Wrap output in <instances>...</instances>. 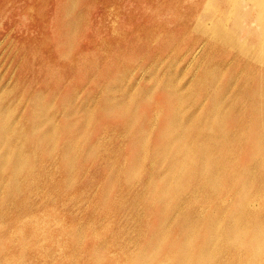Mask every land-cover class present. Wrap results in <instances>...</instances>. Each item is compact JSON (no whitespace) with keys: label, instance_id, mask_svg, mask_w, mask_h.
Instances as JSON below:
<instances>
[{"label":"rangeland","instance_id":"374dc122","mask_svg":"<svg viewBox=\"0 0 264 264\" xmlns=\"http://www.w3.org/2000/svg\"><path fill=\"white\" fill-rule=\"evenodd\" d=\"M171 104L218 135L195 194L156 152ZM262 107L264 0H0V264H179L184 225L181 264H264Z\"/></svg>","mask_w":264,"mask_h":264},{"label":"bare ground","instance_id":"6f19581e","mask_svg":"<svg viewBox=\"0 0 264 264\" xmlns=\"http://www.w3.org/2000/svg\"><path fill=\"white\" fill-rule=\"evenodd\" d=\"M193 57H194V54H193ZM190 60H193V59H190ZM170 112L174 113V116L169 121V125H166L165 129L168 128L172 131H175L176 133H174L172 136L168 137V139H166L164 141V143H162L161 145L159 143V146L157 147L158 150H156V152L157 153L161 152L164 156L163 159L167 160V164H166L167 171L169 172V177H172L171 181H169V182L170 183L175 182V184H179L182 181V179H181L182 177H180L181 175H183V174L186 176L190 175V176H188V177H190L188 184H186L184 187V189L186 190L184 193L189 194V193L194 192V194H195V193H197V191L202 190V186H204V184H202L203 181H205V180L210 181V179L214 176L213 171H216V170L215 169L212 170V168L214 166H216V164L221 163L220 162L221 158H222L221 156H223V154H221V156L219 155L216 157L217 159H212L211 157H209L208 159L201 158L202 154L204 152H203V150L199 149L200 145H198V144H203L207 140H209V141L213 140V142H214V136L216 138V137H218V135L210 134L208 139L206 141L205 140L200 141L201 143L194 141L192 139V137L186 138V141H185L183 134H180V132L182 133L185 124L187 125L189 123V117L186 118V117L178 116L180 114V111L177 108V104H173V106L171 104ZM132 113L136 114V112H133V111H132ZM261 115H263L261 118H257V120H255L256 124H255L254 128L259 130V132L262 135L260 137H258L257 140L255 141L256 142V151H258V152L255 154V157L253 159H251L250 164H253V165L257 164L259 171L261 170L260 171L261 181L259 180V183L264 184V107H262ZM130 116L132 117V114ZM223 126H224V122L222 121V122H220L214 126V130H212V129L211 130L213 133L214 132L221 133ZM227 132H229V131H227ZM233 135L234 134H232V136H229V137L230 138L235 137ZM216 145H219V144H216ZM228 146H230V143L228 144ZM2 148H4V147H2ZM169 152L172 153V159H170V157L167 156V154ZM169 160H170V162L173 161V164H172L173 166L172 165L170 166ZM187 164H189V165L187 166ZM134 165H136V164H134V162H130L128 169H132L134 167ZM0 166H2V164H0ZM247 174L250 176L253 175V173L250 171L247 172ZM244 186H246L245 181L241 182V188H243ZM175 192H176L175 193L176 202H173V205L176 207L174 209H176L178 206H180L178 204V202L181 203V201H182V199H180L181 194H180L179 190L175 191ZM245 204H248V203H245ZM244 207L245 206H243V208ZM202 209L203 208H201L200 210H202ZM211 225L212 226L209 229L208 238L205 240V243L202 246L203 250H201V252H211L210 249H212V247L214 245H216V244L218 245L219 241H222L224 238H226L228 236H232V234H234L235 231L236 232L242 231L240 227L245 225V223H241V222L238 223L237 222V224H233L232 231H230L232 227H230L229 230L226 228L224 230V231L227 230L225 234L220 231V229H219V227H217V225L212 224V223H211ZM160 231H161V235H163V233L165 234V229L160 228ZM189 231H190V228H188L187 226L185 227V225H184L183 227L180 228V230L178 232L179 239L176 242V245H177L176 247L177 248L179 247V249H180V251H179L180 253H179V255H177L178 256L177 259H178L179 264L185 262V257H183L182 252H186V249L188 248V245L190 244L191 233ZM216 238H218V239H216ZM216 240H218V242ZM255 240L256 239H252L250 241H255ZM233 241L237 242L236 244H238L239 240L238 241L233 240ZM182 249H183V251H182ZM214 252H219V249L214 251ZM216 255H217V253H215V256ZM209 256H211V255H209ZM209 256L206 253H204L203 254V258H204L203 260L206 262H209V260H210Z\"/></svg>","mask_w":264,"mask_h":264}]
</instances>
